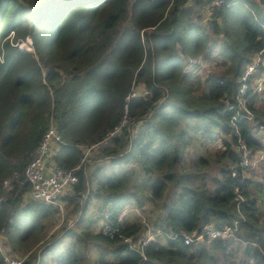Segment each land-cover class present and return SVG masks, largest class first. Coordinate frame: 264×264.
<instances>
[{
  "label": "trees",
  "instance_id": "16d2710c",
  "mask_svg": "<svg viewBox=\"0 0 264 264\" xmlns=\"http://www.w3.org/2000/svg\"><path fill=\"white\" fill-rule=\"evenodd\" d=\"M207 4L50 0L31 12L0 0V232L12 256L27 257L23 264H264V180L243 177L235 149L239 138L263 149L254 128L264 123V92L246 97L253 124L229 110L264 47V0H232L203 20ZM28 38L34 53L16 46ZM215 54L228 69L203 78L200 59ZM51 123L63 141L55 162L79 178L64 198L78 218L57 229L60 210L30 199L24 174ZM131 209L144 218L128 222ZM100 222L111 236L97 231ZM210 225L233 236L186 245ZM148 232L156 236L143 248L124 241Z\"/></svg>",
  "mask_w": 264,
  "mask_h": 264
},
{
  "label": "built area",
  "instance_id": "2783aa9c",
  "mask_svg": "<svg viewBox=\"0 0 264 264\" xmlns=\"http://www.w3.org/2000/svg\"><path fill=\"white\" fill-rule=\"evenodd\" d=\"M207 2L206 16H211L212 12L222 6H227L232 0H204ZM264 29V26H263ZM4 53L0 54V63L4 61ZM261 69H264V47L260 53L255 57L253 63L247 68L244 77L241 79L242 86L238 90L236 95L237 104L230 105V111H237L234 117V121H237L239 117H244L250 123H254L255 117L251 111L246 107V97L253 92L254 94H261L264 92V75L258 77V73ZM241 108L245 115H241ZM126 121H124L122 127H124ZM121 128L116 129L110 134V138L115 137L120 133ZM258 141L262 144L263 149L256 151L251 148L242 138H239L238 143L235 147L239 154L240 167L243 170V177H246L249 172L257 170L264 166V123L258 124L257 131H255ZM108 141V140H107ZM105 141L104 143H107ZM63 145L62 138L59 134L58 127L55 123H51L49 129L43 136L37 149L30 154V163L25 170V179L30 186L29 198L52 205L58 208L62 214L64 213V202L63 197L68 193L72 192L74 186L79 182V178L76 174V170H65L58 165L53 169L49 170L47 166L48 160H54L59 155ZM98 146L91 148H85V158L92 153ZM236 171L233 172V177H237ZM10 184V182H6ZM97 231L102 232L105 235H110V227L103 222L97 225ZM234 229L226 228L224 230L216 229L214 226L206 227L202 233L189 235L185 237L186 245H190L195 242H200L204 239L216 240L224 239L227 240L233 236ZM156 235L152 232H148L143 238L137 242H133L131 239L125 238V243L130 244L133 248L148 245L150 241L154 240ZM0 253L4 257L6 264H23L25 257L12 256L10 254V248L7 243V236L5 230L0 232ZM146 260V258H144Z\"/></svg>",
  "mask_w": 264,
  "mask_h": 264
},
{
  "label": "rangeland",
  "instance_id": "374dc122",
  "mask_svg": "<svg viewBox=\"0 0 264 264\" xmlns=\"http://www.w3.org/2000/svg\"><path fill=\"white\" fill-rule=\"evenodd\" d=\"M200 13L202 14L201 9H200ZM203 16H204L203 17V20H204L205 17H206L205 11L203 12ZM203 20H201V21L200 20H196V21L199 24H203V26H208V22L206 23V21H203ZM229 24L230 25H234V22L232 20H230ZM16 46H18L22 50H26L28 52L34 53L33 42L29 38L26 41H24V42H20V43L16 44ZM217 47L218 46H215L214 48L216 49ZM224 62H225V58L223 56H221V55H218V54L217 55L215 54L211 58H205V56H203L200 59L201 65L198 68V73H200V75L203 78H206L208 75L213 74V73L217 74V75H222L223 72H225L228 69V66H229V64L226 65V64H224ZM138 91H140V89H138ZM251 124H252V122H251ZM254 131H257V126H256V128H254ZM92 155H93V152L90 153L88 155V157H92L93 158ZM98 164H100V163H97V166H98ZM254 174H255V176L259 175V179L260 180L257 179L258 181L264 180V167L248 173L247 176H250V175L252 176ZM5 185L7 187H10V184L9 185L5 184ZM95 207H96L95 206V202L93 201V204L91 205V208H90V213H92L93 215L89 214L90 216H94L95 217V216L100 214V212H98V209H96ZM144 216L142 215L141 212H138V211H136L134 209H131V210L127 211L125 217H126L128 222L135 223V222L141 221L144 218ZM56 218L57 219H56V225H55L56 228L55 229L60 228L61 226L66 225V224L70 225L71 223L76 222V220L78 218V215L73 212V208L72 207L66 206V208H65V203H64V213L62 214V212H61V214H57ZM15 256H19V255L15 254Z\"/></svg>",
  "mask_w": 264,
  "mask_h": 264
},
{
  "label": "water",
  "instance_id": "95a60500",
  "mask_svg": "<svg viewBox=\"0 0 264 264\" xmlns=\"http://www.w3.org/2000/svg\"><path fill=\"white\" fill-rule=\"evenodd\" d=\"M25 10L35 12L45 5L50 0H39L37 3L31 5L23 2L22 0H16Z\"/></svg>",
  "mask_w": 264,
  "mask_h": 264
},
{
  "label": "crops",
  "instance_id": "0c3cea01",
  "mask_svg": "<svg viewBox=\"0 0 264 264\" xmlns=\"http://www.w3.org/2000/svg\"><path fill=\"white\" fill-rule=\"evenodd\" d=\"M205 14H206V13H205ZM47 166H48L49 170H51V169H53L54 167L57 166V163L55 162V160H48V161H47ZM67 195H74V191L68 193ZM67 195H65V196L63 197V202H64V198H65Z\"/></svg>",
  "mask_w": 264,
  "mask_h": 264
}]
</instances>
